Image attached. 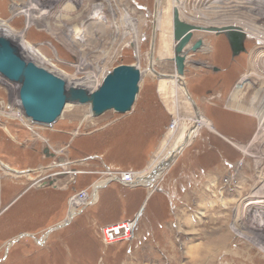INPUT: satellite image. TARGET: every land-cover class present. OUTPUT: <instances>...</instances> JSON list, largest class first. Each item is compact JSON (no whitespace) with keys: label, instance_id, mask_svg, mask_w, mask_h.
I'll return each instance as SVG.
<instances>
[{"label":"rangeland","instance_id":"1","mask_svg":"<svg viewBox=\"0 0 264 264\" xmlns=\"http://www.w3.org/2000/svg\"><path fill=\"white\" fill-rule=\"evenodd\" d=\"M157 1L160 5L159 11H162L160 20L162 19L161 25L164 22V30L157 27L155 31V26L152 25L154 22L156 24L158 16L151 22L153 15H156ZM23 2L34 5L30 11L29 25L26 12L12 13V10L18 9L16 4L20 6ZM9 6L11 13L7 12ZM263 7L264 0H180L178 15L184 22L197 27L217 28L233 25L241 27L246 33L258 34L260 31L262 36ZM0 18L5 20L14 32H24L23 40L35 46L49 62L43 66L36 61L37 65L51 70L60 78L66 76L76 81L86 78L91 81L94 78L100 85L102 77L119 65H133L140 72H144L130 111L119 114L108 110L94 116L88 104L68 103L54 123L34 124L33 128V123L25 115L24 118L12 115L22 109L18 99L19 89L16 88L19 86L0 74V162L4 165L0 168V186L4 182H17L14 184L17 188L11 189L10 197L4 202L0 201V219L4 215L7 217L1 226L4 230L0 229V264H264V242H260L264 241V227L259 223L264 219L260 218L259 214V220L254 218V221H248L250 226L245 228L247 223L243 224L244 217H237L238 220L235 217V207L238 205L234 204L233 200L231 203H215L214 198H210L213 205L201 208V211L205 212L204 219L186 218L188 212H194L189 209V202L194 198L189 193V188L197 194L199 183H203L209 176H215L217 181H220L229 174L237 177L240 175V179L242 177V198H245V201L252 199L253 204L249 206L258 208L260 215L264 213V182H258V175L256 176L254 171L255 163H260L259 168L264 169V141L259 138V128H264V117L260 113L264 111V106H258L256 96H252L256 94L253 91H264V56L261 59L260 56H252L257 50L255 48L264 46L262 41H258L254 36H247L244 41L247 51L245 49L244 52L233 55L223 33L192 30V36L184 50L187 51L182 75L184 82H176V90V84L171 78H163L165 74L172 76L175 69L174 62L169 58L174 53L175 43L172 38L171 0H0ZM161 36L166 37L162 44ZM198 40L203 41V46L200 45L196 51L189 50V45L193 46ZM12 43L16 44L14 41ZM20 55L26 59L21 51ZM215 69L221 71L216 72ZM185 82L192 85V89L188 87L191 95H210L208 92L219 91L227 86L231 104L232 98L237 95L241 100L239 103L245 102L248 108L252 107L259 112L255 116L256 121L254 120L255 134L246 142L221 137L220 145L210 136L207 144L213 146L214 157L212 156L213 160L211 158L209 164L205 165L209 171L205 172L204 166L195 168L190 164L194 160L190 153L194 151L198 131L206 129L213 132L214 129L211 123L208 126L192 123L183 138L182 142L185 143L178 146L176 155H165L167 160L172 156L174 158L171 169L156 182L152 181L151 185L143 183L125 187L111 181L103 187H94L97 182L108 177L103 174L88 190L92 195L94 191L98 192V195L106 191L104 198L87 207L82 215H78L63 227L61 223L65 220L55 222L61 216L59 211H56L57 207L53 220L42 217L32 221V224L29 219L20 221L25 214L18 213L22 210L21 206L16 205L18 198L21 203L23 199H27L28 194L24 197L23 194L28 186L40 187L38 185L42 180L41 183H46L42 187H46L52 179V187H57L56 201L69 199L72 193L81 189L77 185L81 174L69 172L71 168L80 169L77 163L73 164L79 160L74 159L88 157L86 160L90 161V156L101 150L103 156L107 155L111 162H114V159L120 161L123 159L116 157L117 152L127 154L129 146L147 142L143 156L140 155L135 163L136 167L145 164L142 172L138 174L144 173L161 152L174 147L177 138L194 118L191 111L195 115L196 110L187 97ZM174 92L177 95L176 102ZM223 106L228 108L227 100L223 101ZM231 110L249 114L238 110L237 107ZM172 121H175V125L170 129ZM194 125L197 127H194L190 139L189 134ZM85 138L92 139L91 146L87 145L86 148L83 140ZM132 141L136 143L128 144ZM94 142L97 144L94 145ZM234 144L243 145L247 155L233 147ZM79 145H82V148ZM216 153L221 155V159H218ZM88 154L90 155L87 156ZM166 159L162 162H166ZM66 160H70L72 165L68 167L64 163ZM165 162L161 165L164 166ZM227 162L231 163L229 167ZM92 163L99 164L98 158ZM236 163L240 164L239 171H234ZM110 164L109 167L105 164L99 165L100 171L104 168L113 170ZM7 165L26 169L16 176L17 173L9 170L14 173L11 174L7 171ZM169 165H159L157 169L163 168L162 170L166 171ZM89 168L90 165L85 166L86 170ZM28 170L35 174L23 176ZM65 170L69 173L47 178V175ZM153 177L154 175H150L147 178ZM108 192L113 194L114 199ZM129 198H132L133 202L130 203ZM12 205L19 209L16 211ZM134 215L138 216L136 238L110 246L100 243L99 229L102 224L120 222ZM77 221L81 224L78 225ZM235 222L240 227V233L234 230ZM20 223L22 226L18 227L19 229L13 227L19 226ZM42 223L53 225L42 229ZM27 227L41 230L37 234L15 233ZM235 233L250 239L238 237ZM79 240L82 246L79 245Z\"/></svg>","mask_w":264,"mask_h":264},{"label":"water","instance_id":"2","mask_svg":"<svg viewBox=\"0 0 264 264\" xmlns=\"http://www.w3.org/2000/svg\"><path fill=\"white\" fill-rule=\"evenodd\" d=\"M172 21L173 38L177 42L174 47V65L179 75H183L187 52L183 49L194 29L223 33L233 55L244 50L247 36L240 30L230 27H195L181 21L177 9L172 10ZM200 45L201 41L198 40L190 50L196 51ZM0 74L18 84V99L24 115L32 123L39 125L54 123L60 117L66 103L88 104L94 116L108 110L124 114L131 110L140 82L138 68L133 65H119L103 77L100 86L92 93L87 94L83 89H68L64 79L32 61H27L20 55L17 45L2 37H0ZM194 109L196 110L195 106ZM195 114L198 118L199 113L195 111ZM173 159V156L170 157L162 167L169 165Z\"/></svg>","mask_w":264,"mask_h":264},{"label":"crops","instance_id":"3","mask_svg":"<svg viewBox=\"0 0 264 264\" xmlns=\"http://www.w3.org/2000/svg\"><path fill=\"white\" fill-rule=\"evenodd\" d=\"M229 47H230V45H229ZM215 71L220 72L221 70L215 69ZM222 71H224V70H222ZM163 78H165V77H163ZM169 78L172 79L173 77H169ZM176 82H177V80H176ZM185 83H186L185 84L186 88H184V89H186V91H187L188 87L191 88L192 85L191 84L187 85V82H185ZM175 89L177 90V84H176ZM159 90L162 91L161 89H159ZM187 93H188L187 97H188L190 102L192 101L191 104L195 106L196 111H198V113L200 111L202 113L203 117L209 123L212 124L213 129H214V131L211 132V131H208V130L203 128L204 130L198 131L197 136L195 137L194 151H193V149H191V151H193V152L190 153V155L192 156L191 157L192 160L194 159L192 162H190V164H193L195 168H200L201 166H204L203 168H205V165L209 164V161L212 158V156L214 157L213 146L211 144H210V146H208L209 144H207L210 136L211 137L213 136L212 139H216V142H218V145L221 144V141H220L221 137L232 138V139L237 140L238 142L239 141L246 142L247 139H249L251 137V135L254 131V123H255L254 119H252L253 118L252 115H250L248 113H247L248 115H245V114L238 113L236 111L229 109V107H230L229 102L230 101L228 99H229L230 95H228V87L227 86L226 87L224 86V88L220 89L219 91L210 92V93L208 92V94H210V95L202 96V95H197L196 93H193L191 95L189 91H187ZM233 95H234V93H233ZM174 98H175V102H176L177 101L176 100L177 95L175 92H174ZM192 98H194L195 101H197V102L194 103ZM234 98H236L238 100V102H241V100L239 99V96L236 95V96H234ZM224 100H227V107L228 108H225L223 106ZM237 104H239V103H237ZM206 126H208V125H206ZM211 133H213L214 135H211ZM147 135H148V133H147ZM92 139L96 140V138H94V137H92ZM92 139H89V138L83 139L85 141V145H84L85 148L87 147V145L91 146L90 140H92ZM146 141H147V138H146ZM133 143H136V141L129 142L128 144L132 145ZM145 143H147V142L142 143L143 145H141V144L136 145L135 144L134 147L129 146V149H128L129 153L127 152V154L122 153V151L117 152L116 157L120 156L123 159L120 161H117L116 159H114V162L113 161L111 162V160H109L107 158V155L103 156L101 150H100V152H99V150L96 152V153H100V154L93 153L91 155L92 157L90 156V158H91L90 161L86 160L88 158L87 156H85L87 158L82 157L79 159H74L75 161L79 160V162L78 161L73 162V164L77 163V165L80 167L79 170H80V174H81V176H79V180L77 181V185H79L81 188V189H78V191L79 190H87L89 192L88 188L90 187V185L92 183H94L97 179L100 180L101 177L103 176L102 171H100L101 170L100 166H102L103 164H105L109 167L108 164L111 163L110 166L113 168V170L133 171L135 173L142 172L141 171L142 167L145 164H143L140 167H138V166L136 167L135 163L138 162L137 160L139 159V157L143 156L144 148L148 146V145L144 146ZM96 144H97V142H94V145H96ZM79 146L82 148V145H79ZM221 146H223V145H221ZM138 147L140 149H138ZM216 154L218 155V159H221V155H219V153H216ZM94 155H95V158H94ZM125 155H126V157L129 156V158H126ZM96 158H98L99 164L92 163L94 160H96ZM103 160H105L106 163H104ZM211 160H213V158ZM69 163H70L69 165H72L71 162H69ZM89 165H90V168L88 170H86L85 166H89ZM230 165H231V163L227 162V167H229ZM8 167L14 171H12L11 169H9V170H11L14 173H17V174H15L16 176L18 174L22 173L23 170L26 169V168H22V169L20 168V170H18V168H16V167H11V166H8ZM9 170H7V171L11 172ZM207 170L208 169L205 168V172H209ZM29 174H35V173H32L30 170H28V172H26L25 174L23 173V176L29 175ZM207 179L208 178H206V180ZM14 184H17V182H15V181L6 182V183L4 182V184H2L0 186V201L2 200L1 202H4L8 197H10L9 195L11 193V189L17 188V186H15ZM49 186L32 187L30 185L26 189V193L23 194V197L25 196V194H28L27 199H23L22 203H21L20 198H18L19 202L16 206H21V210H22V212L19 211L18 213H24L25 214L22 216L23 218L21 217L22 219L20 221H23V219H29L30 224H32L31 223L32 221H35V220L42 218V217H45L46 220H47V218H49L50 220H53L54 217H56V216L53 217L54 212H55V207H57L56 211L57 212L59 211L58 214H61V216H59L58 219L55 220V222L56 221L63 222L67 218V215L70 211V206L68 204V198H65L64 200L62 199L60 201H56L57 198L55 200V197H56L55 195L57 192V189H56L57 187L56 188L52 187L53 186L52 184H49ZM95 186H96V184L94 185V187ZM109 191H112V190H109ZM188 191L194 197L189 202L192 205L194 202L196 193L194 192V190H192L190 188ZM105 192L102 191L101 195H98V192H96L97 196H96L95 201L92 203V205L97 203V202H100L104 198ZM107 194H110L109 195L110 197L112 195V198L114 199L113 194L111 192L110 193L108 192ZM106 197H108V195ZM129 200H130V203L133 202L132 198H129ZM23 202H24V204H23ZM14 205H15V203H14ZM13 207L14 206L12 205V208ZM14 208H16V207H14ZM18 209L19 208L17 207L16 211ZM83 211H85V210H83ZM81 215H82V213H81ZM79 216H80V214H79ZM25 217H27V218H25ZM6 218H7L6 215H4L0 219V229H2V230H4V228L1 227L2 222ZM186 218L187 219L192 218L190 213H188V216H186ZM113 223H116V222L114 221ZM113 223L106 222V224L104 223L102 225L106 226V225L113 224ZM50 224H52V223H49L48 225L46 223H42L41 228L42 227L46 228L48 226H51ZM77 224L80 225L81 222L80 223L78 222ZM21 226L22 225L20 223L19 226L15 225L13 227L18 228ZM41 228L35 229V228L27 227V228H24L23 230H19V231L15 232V233H19V235L23 232H27L28 234H35V233L37 234L38 231L41 230ZM2 232H6V231H2ZM74 235H76V234H74ZM79 245L82 246V243L80 240H79Z\"/></svg>","mask_w":264,"mask_h":264},{"label":"bare ground","instance_id":"4","mask_svg":"<svg viewBox=\"0 0 264 264\" xmlns=\"http://www.w3.org/2000/svg\"><path fill=\"white\" fill-rule=\"evenodd\" d=\"M172 1V10L173 9H177V11H178V3H180V0H171ZM250 1V0H249ZM255 1H257V0H255ZM247 2V1H246ZM248 3V2H247ZM250 3V2H249ZM253 3V2H252ZM258 3H260V2H258ZM251 4V3H250ZM255 4V3H254ZM20 7L17 9V8H15L14 10H12V11H14V12H12L11 11V9H10V6H9V10L7 9V12L8 13H16V11H18V12H26L27 13V15H28V20H27V25H29V23H30V11H31V9L34 7V5L32 4V3H20ZM31 6V7H30ZM29 7V8H28ZM159 7H160V5H159V2L157 1V11L155 12L156 13V15L154 14L153 16H154V18H152V22L151 23H153V19H156V17H157V22H156V24H155V22H154V25H152V27H154V29H155V31H157V27H159V29H161L162 30V28H163V30H164V22H163V25H161V23H162V19L160 20V17H161V10L159 11ZM171 7V6H170ZM254 8V7H253ZM264 8V7H263ZM23 9V10H22ZM100 9V8H99ZM171 9V8H170ZM250 9H252V8H250ZM257 10H258V8H257ZM261 13V12H260ZM180 14V13H179ZM263 16V15H262ZM162 18V17H161ZM179 18H180V16H179ZM183 19V18H182ZM181 18H180V20L181 21H183L184 22V20H182ZM185 23H187V22H185ZM170 24V23H169ZM189 24V23H188ZM10 25H8L7 24V22L5 21V20H3V19H1L0 18V37H2V38H5V39H7L8 41H10V42H12V41H14L16 44H17V47L19 48V50L21 51V53H23V55L26 57V60L27 61H32V62H34L36 65H37V63H36V61L38 62V63H40V64H42L43 66H46V64L47 63H49L47 60H46V58H43V56H42V54L35 48V46H33L31 43H29L27 40H23V33L24 32H14L13 30H11V28L9 27ZM195 26V25H194ZM195 27H197V26H195ZM226 27H230V28H234V29H237V30H240L242 33H244V35H246V36H254V38H256V39H258V41H262L263 42V44H264V35H262V36H260L261 35V33H260V31H258V34H252V33H246V32H244L245 30H242V28L241 27H239V26H233V25H228V26H226ZM129 28H131V26L129 27ZM203 28H207V27H203ZM217 28H222V27H217ZM195 30V29H194ZM193 30V31H194ZM201 30H204V29H201ZM249 31V30H248ZM191 33H192V31H191ZM154 34H156V32H154ZM217 34V33H216ZM220 34V33H219ZM155 37V36H154ZM152 38V37H151ZM161 39H160V42H161V44L162 43H164L165 41H166V37L164 38V37H160ZM172 38H173V21H172ZM226 38V37H225ZM12 41H11V40ZM174 39V38H173ZM255 39V40H256ZM175 41V43H174V46H173V48L175 47V45H176V40H174ZM257 41V40H256ZM15 44V45H16ZM227 44H228V42H227ZM229 45V44H228ZM201 46H203V41L201 40ZM155 47V46H154ZM186 47V46H185ZM185 47H184V49L183 50H185ZM188 47V46H187ZM191 47H192V45H189V47H188V49L190 50L191 49ZM206 47V46H205ZM246 47V43H244V50H243V52L245 51V48ZM255 49H257L255 52H253V54H252V56H255L256 58H258V56H260V59L262 58V56H264V46L263 47H260V48H255ZM168 50V49H167ZM174 50V49H173ZM197 50V49H196ZM246 51H247V49H246ZM261 51V52H260ZM167 52V51H166ZM150 54L148 53V58L150 57L149 56ZM162 55H164V54H162ZM170 59H172V61L174 62V53H173V55L171 56V57H169ZM254 58V57H253ZM150 59V58H149ZM187 59V58H186ZM154 60H155V56L153 55V63H154ZM151 61H152V59L150 60V64H151ZM174 65V64H173ZM175 66V65H174ZM184 68H185V60H184ZM49 71V70H48ZM140 71V70H139ZM151 71V70H150ZM49 72H51V70L49 71ZM52 73V72H51ZM59 74V73H58ZM144 74V72L143 71H141L140 72V79H141V77H142V75ZM159 74V73H158ZM106 75V74H105ZM104 75V76H105ZM161 75V74H160ZM166 75V74H165ZM57 76V75H56ZM169 76V75H168ZM171 77H173L172 79H173V81L176 83V80H177V83H179V84H182V75H179L178 73H177V70H176V68L174 69V74L171 76ZM103 78V77H102ZM62 79H64L65 81H66V88H68V89H83L84 91H86V93L87 94H89V93H92L93 91H95L96 89H97V87H99L100 85L98 84V83H96V80L94 79V78H92L91 79V81H89V79H84L83 81H76L75 79L74 80H70V79H68L66 76H64ZM182 79V80H181ZM143 80V79H142ZM160 81H162V80H160ZM167 81V80H166ZM101 82V81H100ZM142 82V81H141ZM184 82V81H183ZM242 82V81H241ZM15 83V82H14ZM243 83V82H242ZM17 84V83H16ZM101 84V83H100ZM140 84V83H139ZM186 84V83H185ZM16 86V85H15ZM186 87V86H185ZM16 88H18V87H16ZM177 88H178V86H177ZM19 89V88H18ZM183 89V88H182ZM179 90V89H178ZM92 91V92H91ZM182 91V90H181ZM188 91V90H187ZM183 92H184V94H185V91H184V89H183ZM253 93H256V94H252V96L254 95V96H256L255 97V100L257 101V105L258 106H264V91H263V89H258V90H256V92H254L253 91ZM136 97H137V95H136ZM182 97V96H181ZM191 98V97H190ZM136 99V98H135ZM179 99V98H178ZM193 100H194V103H196L197 101H195V99L194 98H192ZM233 99V103L231 104V102L229 103V105H230V108L232 109H234L235 107H237V109L238 110H240V111H244V112H249V114L250 115H252V119H254L255 121H256V117L255 116H257L258 114H259V112L258 111H256V110H254L252 107H250V108H248V104L247 103H239L238 102V100L235 98H232ZM232 99H231V101H232ZM239 99H240V97H239ZM186 100V99H185ZM187 102V101H186ZM237 103H239L240 105H237ZM187 104V103H186ZM17 105V104H16ZM69 104L68 103H66V106H68ZM190 109V108H189ZM202 109V108H201ZM251 110V111H250ZM90 112L92 113V111H91V109H90ZM198 112V111H197ZM24 112H23V110L21 109L20 111H17V112H13L12 113V115H14V116H17V117H21V118H24V114H23ZM191 113H192V115H193V120H191L189 123H188V126H187V128H186V130H184V132H182V134L179 136V138H177V142L175 143V145H174V147H171V148H168V149H166L165 151H163V152H161V154H160V156L157 158V157H155V161L153 162V163H151V165L149 166V167H147L146 168V170H144V173H139V174H137V175H139V176H141V177H143L141 180H139L138 182H139V184H143V183H145V184H148V185H151L152 184V181H157L158 180V178L161 176V175H163L164 173H166L168 170H170L171 169V167H172V165H173V163H174V160L171 162V164L168 166V168H167V170L166 171H163L162 169H157L158 168V166L160 165V167L162 166L161 164L162 163H164V162H162V160L163 159H166L165 157V155H167V156H169V154H171L172 153V155H176V152H177V150L179 149V145L180 144H182V143H185V141L184 142H182L183 141V138H184V136H186L185 134H186V132H187V130H188V128H189V126L192 124V123H195L196 125H200V124H202V125H209V122L203 117V115H202V113L199 111V117L198 118H196L195 117V115L193 114V111H191ZM260 113H262V115H263V117H264V111H260ZM240 116V115H239ZM241 117V116H240ZM198 119V120H197ZM247 122V121H246ZM258 122L260 123V120H258ZM174 123H175V121H174ZM195 125V126H196ZM174 127V126H173ZM197 127V126H196ZM195 127V128H196ZM195 128L192 130V132L189 134L190 135V139H191V137H192V134H193V131L195 130ZM173 129V128H172ZM259 129H261L260 130V132H259V134H260V136L261 137H259L260 138V141H264V128L262 129V127L261 128H259ZM256 130V129H255ZM255 130L253 131V133L252 134H255ZM32 131V130H31ZM253 137H254V135H253ZM190 139H189V141H190ZM188 141V140H187ZM189 141H188V143H189ZM188 143L186 144V146L188 145ZM249 143H251V142H249ZM255 143V142H254ZM252 145H253V143H251ZM183 145V144H182ZM185 146V145H184ZM185 146V147H186ZM237 147V146H236ZM248 147V146H247ZM174 149V150H173ZM90 154H88L87 156H89ZM261 156V155H260ZM177 159V158H176ZM262 159V158H261ZM166 161H167V159H166ZM176 161V160H175ZM260 161V160H259ZM162 162V163H161ZM257 162V161H256ZM1 163V162H0ZM258 163V162H257ZM66 164L67 165H69L70 163L69 162H66ZM259 164L260 163H258V164H256L255 163V169H254V171H255V174H256V176L258 175V182L261 184H263V182H264V169H261V168H259L260 166H259ZM1 164H0V168H1ZM3 167V166H2ZM9 169H11V168H8V170ZM105 170L106 169H108V168H104ZM12 170V169H11ZM17 170V169H16ZM18 170H20V169H18ZM108 170H110V169H108ZM240 170V168L238 167V168H235L234 169V171H239ZM259 170V171H258ZM12 171H14V170H12ZM150 172H153L152 173V175H154V177L153 178H147V177H144V176H147V174L149 173V175H150ZM258 172V173H257ZM6 173V172H5ZM109 173H110V171H109ZM11 174H13V173H11ZM108 175V174H107ZM137 175H134L133 177H131L130 179H133L135 176H137ZM227 177H229V176H227ZM0 178H1V176H0ZM109 178V177H108ZM235 180H236V185L238 186V188H237V190H238V192L240 193V192H242V185H244L243 183H242V177H241V179H240V175L236 178V176H235V178H234ZM104 180H106V178L105 179H103V180H101L100 182H98L97 184H96V186L95 187H98V186H100V185H102V184H100V183H103L104 182ZM126 180V179H125ZM127 180H129V179H127ZM0 181H1V179H0ZM154 183V182H153ZM257 184V183H256ZM144 186V185H143ZM126 187V186H125ZM136 188H138V187H136ZM147 189H149V187L147 188ZM93 197H94V200L93 201H95V198H96V191H94V195H93ZM251 197V196H250ZM147 198V197H146ZM251 201H245V199H242V200H240V201H237V200H234L233 202H237V213H239L240 214V216H242V217H244V219L242 220V222L243 221H245V223H243V224H245L246 225V223L248 222V221H254L253 219L254 218H256L257 220H259V218H258V214L260 215V212L258 211V208H256V207H250L249 205H252L253 204V201H252V199H250ZM258 202V201H257ZM257 202H255L254 201V203H257ZM262 213V212H261ZM70 214V212L68 213V215ZM67 215V216H68ZM240 216H238V215H236L235 217H236V219L238 220L239 218H240ZM261 216H264V213H262L261 214ZM237 217H239V218H237ZM75 217H73V219H74ZM73 219H72V221H73ZM255 219V220H256ZM263 219V218H262ZM67 220L68 219H65V221L64 222H67ZM247 220V221H246ZM240 221H241V219H240ZM71 222V221H70ZM238 223H240V222H238ZM252 223V222H251ZM259 223H261L260 225H261V227H264V220H261V222H259ZM259 225V226H260ZM255 226V225H254ZM234 230H236V231H238L239 233H240V227L238 226V224L235 222V224H234ZM257 227V226H256ZM256 227H255V229H256ZM249 233V232H248ZM258 233V232H257ZM51 235V234H50ZM258 237V236H257ZM252 238V237H251ZM250 239V238H249ZM252 240V239H251ZM250 240V241H251ZM254 240V239H253ZM260 242H264L263 240L262 241H260ZM263 245H264V243H263ZM261 246V245H260ZM263 248H264V246H262ZM262 248V249H263Z\"/></svg>","mask_w":264,"mask_h":264},{"label":"built area","instance_id":"5","mask_svg":"<svg viewBox=\"0 0 264 264\" xmlns=\"http://www.w3.org/2000/svg\"><path fill=\"white\" fill-rule=\"evenodd\" d=\"M16 6L19 8L20 6L16 4ZM16 117V116H15ZM175 125L174 121H172L169 125V128H173V126ZM25 127V126H24ZM29 127V126H27ZM34 127V123L32 128ZM237 145H233V147H236ZM242 154H246V152L244 151V147L243 145H239L236 147ZM66 162H70V160H66ZM66 162H64L66 164ZM62 166V165H60ZM69 167V165H67ZM240 168V164L236 163V166H234V168ZM70 169V168H69ZM67 169V170H69ZM110 171V173H109ZM72 174H79L80 170L79 169H74L71 168V170L69 171ZM68 171H64V172H56L53 173L51 175H47V178H51L53 175H66L69 173ZM102 173L107 175L108 177H106L107 179L104 180V182L102 184L106 185L111 181L116 182L117 184H120L122 186H126V187H134L137 186L139 184V180H141L143 177L137 175L138 173H135L133 171H120V170H108V169H103ZM135 176L133 179H130L131 177ZM229 176V177H227ZM145 177V176H144ZM215 176H209L207 180H205L203 183H199V186L197 187V194H195V199L193 204L189 207L190 211L191 209L194 210V212H188L191 215V219L188 220H197V219H204V213L203 211H201V208H205L206 205L211 204V199L210 198H214L215 203L217 202H221V203H231V201L233 200H237L240 201L242 199V193H239L237 188L238 186L236 185V180L235 175H226L223 177V179H220V181H217L218 179L215 178ZM237 178V176H236ZM126 179V180H125ZM129 179V180H127ZM43 182L42 180L40 181V187L46 185V183H41ZM219 182V185H217ZM52 184L53 185V180L50 179L48 182V185ZM148 195H150V193H148ZM147 195V196H148ZM146 196V197H147ZM145 197V198H146ZM246 197H250V196H246ZM251 198V197H250ZM147 199V198H146ZM94 197L92 194H90L87 190H79L76 191L74 193L71 194V196L68 199V204L70 206V214L67 216V222H63L64 224H68L70 223V221H72L73 217L78 216L79 214H81L83 212V210H85L87 207L91 206L92 203L94 202ZM250 201V200H247ZM213 202V201H212ZM203 203V204H202ZM234 204H237V202H233ZM213 205V204H211ZM208 206V207H209ZM237 209V207H235ZM237 213V212H236ZM235 213V216L237 215ZM206 215V214H205ZM188 216V214H187ZM240 216V214L238 215ZM260 218L264 219V216L259 215ZM138 222V216L132 217V218H127L124 219L120 222H116L113 224H109L106 226H102L99 230H100V236H99V240L100 243L103 246H110V245H115L117 243H124V242H130L132 241L134 238H136V225ZM250 224H248L245 228H249ZM251 230V229H250ZM192 234V233H191ZM190 234V235H191ZM237 234V233H235ZM253 234V232H252ZM251 234V235H252ZM196 235V234H195ZM238 237H243V234H237ZM192 236V235H191ZM190 236V239L192 238ZM244 239H248L245 236L243 237ZM252 239V238H251ZM249 240V239H248Z\"/></svg>","mask_w":264,"mask_h":264},{"label":"trees","instance_id":"6","mask_svg":"<svg viewBox=\"0 0 264 264\" xmlns=\"http://www.w3.org/2000/svg\"><path fill=\"white\" fill-rule=\"evenodd\" d=\"M103 162H104V163H106V161H105V160H103Z\"/></svg>","mask_w":264,"mask_h":264}]
</instances>
